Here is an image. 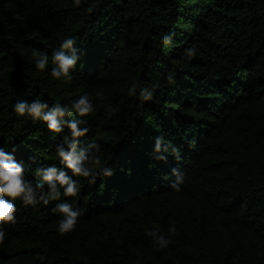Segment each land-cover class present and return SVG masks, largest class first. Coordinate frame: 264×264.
<instances>
[{
  "label": "trees",
  "instance_id": "trees-1",
  "mask_svg": "<svg viewBox=\"0 0 264 264\" xmlns=\"http://www.w3.org/2000/svg\"><path fill=\"white\" fill-rule=\"evenodd\" d=\"M0 264H264V0H0Z\"/></svg>",
  "mask_w": 264,
  "mask_h": 264
}]
</instances>
